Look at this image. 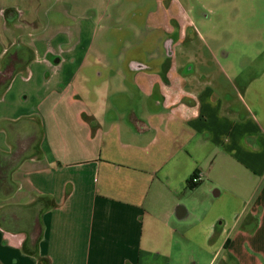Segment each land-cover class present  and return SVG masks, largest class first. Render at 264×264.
Wrapping results in <instances>:
<instances>
[{
  "label": "crops",
  "instance_id": "crops-1",
  "mask_svg": "<svg viewBox=\"0 0 264 264\" xmlns=\"http://www.w3.org/2000/svg\"><path fill=\"white\" fill-rule=\"evenodd\" d=\"M60 11L61 0H0V71L11 50L31 54L0 88V153L14 123L39 131L0 186V264H257L264 67L151 60L128 68L136 97L94 101L87 21Z\"/></svg>",
  "mask_w": 264,
  "mask_h": 264
},
{
  "label": "rangeland",
  "instance_id": "rangeland-1",
  "mask_svg": "<svg viewBox=\"0 0 264 264\" xmlns=\"http://www.w3.org/2000/svg\"><path fill=\"white\" fill-rule=\"evenodd\" d=\"M57 11L41 10L39 18ZM60 12L66 24L71 17L87 21V42L81 50H86L83 66L91 72L88 88L94 101L136 97L128 68L147 66L151 60L168 62L176 57L179 65L210 69L264 67V0H61ZM30 60L31 54L23 53L18 71ZM105 68H112L113 73L105 74ZM111 82L113 89L104 92L105 83ZM17 109L24 111L23 104ZM24 120L12 125L18 137L14 142L7 138L11 152L0 153L6 178L29 152L36 151L38 123ZM1 123L0 132L7 133ZM25 124L33 129L34 137L28 136ZM192 254L210 258L197 248ZM220 258L212 263L219 264ZM230 261L227 264H238ZM257 264H264V256Z\"/></svg>",
  "mask_w": 264,
  "mask_h": 264
},
{
  "label": "trees",
  "instance_id": "trees-1",
  "mask_svg": "<svg viewBox=\"0 0 264 264\" xmlns=\"http://www.w3.org/2000/svg\"><path fill=\"white\" fill-rule=\"evenodd\" d=\"M16 52L17 51L7 53L3 57L2 68L0 71V88H5L17 72L15 68L19 67L18 65L21 63V56L18 57ZM5 174L2 165H0V186L2 187L5 183ZM189 187H192L190 183Z\"/></svg>",
  "mask_w": 264,
  "mask_h": 264
},
{
  "label": "built area",
  "instance_id": "built-area-1",
  "mask_svg": "<svg viewBox=\"0 0 264 264\" xmlns=\"http://www.w3.org/2000/svg\"><path fill=\"white\" fill-rule=\"evenodd\" d=\"M200 181H201V177L198 175V176H193V177H191V179L189 180V183H190L192 186H195V185L198 184Z\"/></svg>",
  "mask_w": 264,
  "mask_h": 264
}]
</instances>
